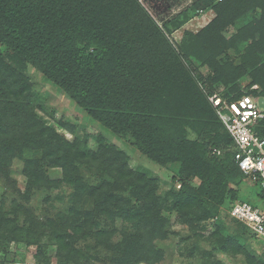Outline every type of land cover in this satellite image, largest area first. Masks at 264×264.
Here are the masks:
<instances>
[{"label": "trees", "instance_id": "16d2710c", "mask_svg": "<svg viewBox=\"0 0 264 264\" xmlns=\"http://www.w3.org/2000/svg\"><path fill=\"white\" fill-rule=\"evenodd\" d=\"M191 7L216 15L175 46L169 21L158 25L151 14L162 8L155 0H0V178L16 195L8 204L0 201V264L11 243L37 245V264L50 263V247L59 264H158L163 258L155 244L169 237L163 211L190 227L214 220L203 264L213 252L264 264L262 252L244 239L247 228L230 218L239 227L231 233L223 221L246 179L234 160L232 138L208 100L219 86L226 87L222 99L248 94H236L237 81L247 74L258 87L253 97L264 103V0H195ZM256 9L259 20L223 36L228 25ZM227 49L240 54L236 65L217 61ZM191 58L209 68L206 78L190 67ZM26 66L152 162L177 164L179 190L157 196L154 178L130 170L113 145L97 138L100 150L93 152L73 127L63 125L74 136L69 141L44 122L42 109L28 99V81L19 78ZM254 132L264 138V118ZM15 159L24 164L22 193L11 179ZM88 161L100 165L109 181L85 189L78 167ZM47 168H59L63 180L50 181ZM63 183L75 191L69 203L63 197L67 207L35 218L26 206L31 193ZM85 196L91 208L82 214ZM117 219L121 227L115 230Z\"/></svg>", "mask_w": 264, "mask_h": 264}, {"label": "rangeland", "instance_id": "374dc122", "mask_svg": "<svg viewBox=\"0 0 264 264\" xmlns=\"http://www.w3.org/2000/svg\"><path fill=\"white\" fill-rule=\"evenodd\" d=\"M162 5L160 10L154 9L151 11L155 21L158 25H161L160 19H167L169 21V38L175 44L179 46L182 37L185 33L196 34L203 28H205L212 19L215 17L213 9H207L201 12H193L191 4L195 0H155ZM260 19V12L258 9L246 16H242L234 23L227 26L225 31L222 32L223 36L229 38L243 25L251 22V18ZM187 20H184V19ZM184 20L180 26H176V23ZM255 35V39H257ZM250 41L246 42V45ZM1 53V49H0ZM3 53V52H2ZM240 55V54H239ZM239 55H235L234 51L227 49L221 53L218 62L220 65L223 60L231 59L236 65L238 63ZM260 57V55H259ZM261 58V57H260ZM190 67L200 74L204 78L209 75V68L202 66V64L191 58L188 60ZM21 74V76H20ZM19 78L26 80L30 89H28V99L33 104V107L38 111L42 109L43 112L38 111L43 121L47 124L55 127L57 132L62 134L67 140L72 141L74 136L63 125L73 127L75 136L85 142V145L93 152L100 150L97 138H102L104 143L113 145L118 151L126 157V163L130 170L146 172L156 182V195H164L169 190L178 191L180 183L176 178L178 165L167 164L165 166L156 164L141 154L134 146L127 141L119 138L111 133L109 130L101 126L96 121L89 118L81 109H79L63 92H61L56 86L46 80L40 73L34 70L30 66H26L21 69ZM249 75L244 74L238 81V91L236 94L248 93L252 96V93L257 89L252 87L257 86L251 82ZM226 93V87L219 86L215 93ZM221 98V97H220ZM260 108H264L263 104ZM61 123V124H60ZM189 138L195 139V135L189 131ZM88 161L82 162L78 167V175L82 178L85 189L89 187L98 186L99 182L104 179L109 181V178L102 172L100 165L94 164V162ZM24 164L20 160H13L11 165V179L15 183V189L21 193L24 191L26 178L23 175ZM46 175L50 181H62V171L59 168H47ZM113 182V181H111ZM11 186L12 184L9 183ZM6 184L3 179L0 178V201L9 203L11 197H16L12 187ZM64 184V183H63ZM257 189L252 188L246 181L241 185L239 190V198L242 201H250L254 198ZM75 193L72 186L59 185L48 193L41 192V190H35L31 193L30 199L26 202V206L31 211V214L35 218L42 219L46 214H55L61 208H64L68 202V196ZM122 195H128V191L122 192ZM66 198V202L63 200ZM59 198V200L57 199ZM85 202L81 205V213H86L91 208V202L87 196L84 197ZM48 200V201H47ZM67 207V205H66ZM163 214L168 217L169 225L167 231L169 237L164 241H158L155 244L156 250L162 254V261L158 264H203L204 253L203 251L211 249L210 243L207 240V236L213 231L214 220H207L201 223H197L195 227H190L188 224H184L176 219L174 212L163 211ZM224 220L228 232L234 233L239 230L238 225L234 224L228 214H224ZM104 225V224H103ZM112 227L116 230L121 227L120 221L117 219ZM202 233H197V231ZM203 235V236H201ZM252 235L245 234L244 239L250 246V249L255 252L261 251V243L252 239ZM119 239V235H115V240ZM48 239L45 238L43 244H48ZM102 254L107 255V251L101 249ZM37 252V245H25L23 243H11L8 248V253L4 255V264H37L35 260V254ZM213 252V249H212ZM48 254L51 257L49 264H59L58 260L54 257V250L49 248ZM0 255H3L0 253ZM212 258L207 260L206 264H245L244 257L240 254L233 255L227 253H212ZM96 264H107L98 263ZM64 264V263H61ZM71 264V263H66Z\"/></svg>", "mask_w": 264, "mask_h": 264}, {"label": "built area", "instance_id": "2783aa9c", "mask_svg": "<svg viewBox=\"0 0 264 264\" xmlns=\"http://www.w3.org/2000/svg\"><path fill=\"white\" fill-rule=\"evenodd\" d=\"M208 100L232 138L238 169L251 187L257 189L252 200H236L230 207L229 217L244 225L261 243L264 255V138L254 132L258 121L264 118V108H260L258 99L248 94L232 101L213 94Z\"/></svg>", "mask_w": 264, "mask_h": 264}]
</instances>
